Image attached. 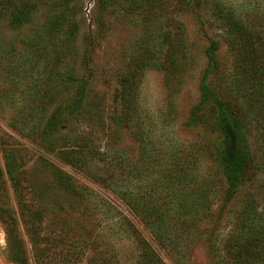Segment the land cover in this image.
Listing matches in <instances>:
<instances>
[{"label": "rangeland", "instance_id": "1", "mask_svg": "<svg viewBox=\"0 0 264 264\" xmlns=\"http://www.w3.org/2000/svg\"><path fill=\"white\" fill-rule=\"evenodd\" d=\"M231 21L264 36V0H0V138L12 135L29 150L26 177L45 228L78 247L86 245L82 238L108 241L119 264H135L129 221L166 264H223L235 245L231 236L245 234L241 219L264 225V127L252 123L246 131L253 166L230 194L214 110L203 107L202 124L189 119L211 40L228 81L238 79L233 46L241 38ZM136 55L147 62L136 101L142 134L118 118L119 79ZM82 77V114L63 112L83 91ZM62 113L65 122L57 119ZM20 123L21 134L13 129ZM4 149L0 141V167ZM68 152H76L81 170L66 162ZM114 189L134 200L164 197L172 221L163 228L165 248ZM25 229L18 216L29 264H36ZM7 239L0 222V264H14ZM90 254L86 246L76 264H88Z\"/></svg>", "mask_w": 264, "mask_h": 264}, {"label": "trees", "instance_id": "2", "mask_svg": "<svg viewBox=\"0 0 264 264\" xmlns=\"http://www.w3.org/2000/svg\"><path fill=\"white\" fill-rule=\"evenodd\" d=\"M23 19L26 20L27 17ZM231 23L240 33L241 38V44L233 46L234 50L237 49L238 64L235 61L234 68L238 79L233 76L232 80L228 81V72L216 57L218 43L211 40L205 51L207 63L199 83V101L191 109L189 119L195 124H202L203 107L210 105L209 107L214 110L213 124L222 136L218 163L228 185V192L234 194L237 186L246 179L249 169L253 166V154L247 141L246 131L252 123L264 127V36L254 32H244L234 21ZM146 65L147 62L141 56H133L129 67L119 79L118 97L121 110L118 118L129 131L133 126H137L136 129L140 134L142 127L136 107L137 87L141 71ZM241 78H243L242 84ZM81 80L83 91L76 95L75 100L70 99L65 104L63 112L82 114L80 107L83 104L87 81L83 77ZM54 116L56 117V114ZM57 119L65 122L68 117L62 113ZM21 128V123L18 126L13 125V129L20 134ZM27 136L31 138L29 140H34L37 146L45 148V145L39 143L34 135ZM0 141L5 147L4 165L0 167V222L6 229L7 244L14 264H29L27 247L17 230L18 216H21L26 225L27 239L36 252V264H76L86 246L91 249L88 264H119L108 241L82 238L86 245L78 247L67 242L62 234L44 227L43 207L36 200L26 177L25 166L31 157L29 150L12 135L2 133ZM73 153L76 154V152L66 153L69 154L66 162L73 169L81 170L82 165L73 157L75 155ZM4 173L12 189L17 211L8 202ZM91 177L99 181L96 176ZM170 190L171 187L167 192L171 193ZM114 191L122 196L127 209L139 219L152 240L165 248L169 239L164 237L163 228L172 221L168 216L166 202L161 200L164 197L156 193L152 197L153 201L150 200L151 198L144 200L143 197L134 200L130 197L131 194L124 196L121 190L114 189ZM185 209L184 207L182 212ZM241 220L243 221L241 227L246 229L245 234L234 237L236 239L231 236L232 241L230 237L226 239V245H229V239L235 245H231L232 251L229 250L223 257V264H264V225L255 226L246 222L250 220L248 215ZM127 224L138 250L135 264H166L150 240L131 222L127 221Z\"/></svg>", "mask_w": 264, "mask_h": 264}]
</instances>
